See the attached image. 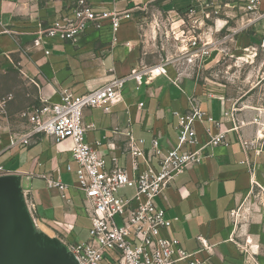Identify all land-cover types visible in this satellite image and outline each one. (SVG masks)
<instances>
[{"label":"crops","instance_id":"0c3cea01","mask_svg":"<svg viewBox=\"0 0 264 264\" xmlns=\"http://www.w3.org/2000/svg\"><path fill=\"white\" fill-rule=\"evenodd\" d=\"M76 1L0 0V98L12 96L0 115V173L11 180L31 233L58 243L85 242L92 226L78 188L73 141L41 134L29 145L13 144L30 128L22 113L44 101L59 102L63 89L82 95L161 62L164 55L155 54L152 31L138 19L150 8L155 7L157 14L171 11L175 18L188 7L199 13L204 8L200 0H93L97 9L129 12L132 17L124 19L115 33L106 21L101 29L90 26L76 42L56 38L36 47L40 27L72 14ZM216 1L220 8L227 0ZM231 20L240 23L238 18ZM249 29L240 32L241 40L235 34L233 45L264 49V19ZM221 54L222 49L214 51L206 68L219 62ZM147 78L140 86L129 79L123 100L109 110L103 106L85 110L86 140L108 168L118 165L130 173L144 171L143 157L134 167L130 135L145 150L154 136L164 152L173 149L178 143V113L197 97L201 109L217 124L208 119L196 122V149L204 147L209 134L225 132V143L203 148L201 161L177 176L158 198L168 221L161 235L179 239L201 259L209 257V264H264V98L240 101L225 83L203 77L186 62L181 67L170 64L168 75L152 77L149 83ZM259 94L264 95V87ZM55 181L67 186L66 198ZM133 192L123 189L121 194ZM249 197L251 203H246ZM200 237L209 252L200 251Z\"/></svg>","mask_w":264,"mask_h":264},{"label":"built area","instance_id":"2783aa9c","mask_svg":"<svg viewBox=\"0 0 264 264\" xmlns=\"http://www.w3.org/2000/svg\"><path fill=\"white\" fill-rule=\"evenodd\" d=\"M232 1L233 4L231 0H227L223 7L218 8L216 0H200L204 7L201 13L195 7H188L183 14H176L177 18L171 11L153 14L160 29V22L163 25L166 22H176L174 38L178 41L182 38L179 43L185 45L178 44L175 57L166 55L159 63L135 69L125 77L113 78L82 95H74L69 89H63L59 102L44 101L42 106L30 107L22 113L28 119L30 128L25 134L13 139V144L29 145L41 134L52 136L57 141L67 138L73 141L72 155L79 165L76 170L78 188L83 194L85 211L92 221L87 241L59 243L76 264L211 263L209 257L201 259L196 252L186 250L179 239L161 235L168 221L166 209L158 204V198L164 195L166 188L176 177L201 161L203 148L225 143V132L209 134L204 147L196 149V122L208 119L217 124L201 109L197 97L191 98L190 107L186 111L178 113V143L173 149L164 152L159 147L158 137L154 136L151 147L145 150L130 135V153L134 157V167H138V157H143L147 164L146 170L135 173L118 165L111 168L106 166L103 156L86 140L88 126L84 121V113L86 109L98 106L109 110L112 105L122 101L126 82L131 78L140 86L144 76L148 77L149 83L152 77L168 75L170 64L187 61L201 68L204 61L214 51L219 52L224 43L232 41L235 34L264 19V0ZM231 9L235 13H230ZM221 12L229 19H240L238 26L231 28L228 25L229 19L220 17ZM131 17L129 12L97 9L93 0H77L72 14L60 16L47 27H40L34 45L42 47L56 38L76 42L90 26L101 29L106 21L111 24L115 33L122 21ZM219 20L223 21L222 24ZM224 28L227 32L221 36ZM164 35L169 38V31ZM49 53L46 50V54ZM11 99V95L0 98V115L6 112ZM143 105L144 103H140V106ZM117 131L118 129L114 130L115 133ZM139 142L144 144L146 140L140 139ZM68 169L71 170V167L68 166ZM53 184L66 198L67 186L62 181H55ZM123 189H133L134 192L121 194ZM200 242V251L209 252L210 247L206 241L200 237Z\"/></svg>","mask_w":264,"mask_h":264},{"label":"rangeland","instance_id":"374dc122","mask_svg":"<svg viewBox=\"0 0 264 264\" xmlns=\"http://www.w3.org/2000/svg\"><path fill=\"white\" fill-rule=\"evenodd\" d=\"M155 7L150 8L148 12L138 15V19L145 20L147 28L152 31V38L150 37L152 44L155 46V54H163L164 56H176L177 47L181 44L180 40H176L173 35V31L177 26L176 22H160V27L156 24ZM240 16V15H239ZM220 17L222 19L228 16L221 12ZM229 26H238L231 18L229 19ZM209 21V20H208ZM211 22V21H209ZM158 23V21H157ZM222 23V21L220 22ZM169 31V38H165L164 33ZM250 31L249 30H244ZM227 29L224 28L221 32V36L225 35ZM242 35L239 33L236 35L237 39H240ZM241 40V39H240ZM179 44V45H178ZM234 41H228L220 46L222 49V54L220 56L219 62L210 68H206L209 63V58L204 61V66L199 68L197 65L194 66L200 73H203V77L207 76L212 80H217L219 82L225 83L229 90L233 92L236 96H239V100H259V96L264 98V95L259 94V90L264 87V49L258 47L257 49H247L246 46H234ZM185 43L181 44L184 46ZM185 62H179L176 66L181 67ZM186 63H188L186 61ZM253 196V195H252ZM252 197L246 199V203H251ZM255 199H257L255 197ZM241 225V223H240ZM86 232V231H85ZM84 232V234H85ZM81 237L80 240H84ZM101 264H106L102 262Z\"/></svg>","mask_w":264,"mask_h":264},{"label":"water","instance_id":"95a60500","mask_svg":"<svg viewBox=\"0 0 264 264\" xmlns=\"http://www.w3.org/2000/svg\"><path fill=\"white\" fill-rule=\"evenodd\" d=\"M11 180L0 175V264H76L61 244L30 231Z\"/></svg>","mask_w":264,"mask_h":264}]
</instances>
